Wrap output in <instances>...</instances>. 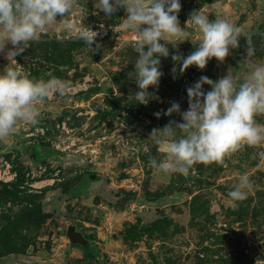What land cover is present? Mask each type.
I'll list each match as a JSON object with an SVG mask.
<instances>
[{"label":"rangeland","instance_id":"374dc122","mask_svg":"<svg viewBox=\"0 0 264 264\" xmlns=\"http://www.w3.org/2000/svg\"><path fill=\"white\" fill-rule=\"evenodd\" d=\"M201 1L180 0L181 9H191L180 26L201 10L210 20L239 26V47L223 62L213 58L205 69L190 66L174 78L171 56L192 53L200 34L189 26L185 41L168 38L172 44H166L169 56L160 64L163 75L149 88L146 105L128 100L139 89L129 76L137 54L133 34L123 25L125 13L119 9L108 17L98 10V0H77L69 15L74 27L50 25L24 45L16 61L0 53V71L9 64L33 78L56 77L71 85L64 96L37 102V123L19 121L0 139V264L264 260V160L258 156L264 145L244 146L223 163L196 164L186 175L156 173L149 165V157L163 159L149 134L169 120L182 122L178 114L163 112L172 102L186 111L188 87L201 76L215 81L229 69L239 82L264 64V0ZM89 26L99 33L98 49L96 44L70 49L63 43L83 42L78 31ZM246 38L254 48L251 57ZM255 120L264 125V114ZM243 174L251 186L247 199L234 205L227 193ZM69 225L88 240L86 250L70 244Z\"/></svg>","mask_w":264,"mask_h":264},{"label":"clouds","instance_id":"9594fccd","mask_svg":"<svg viewBox=\"0 0 264 264\" xmlns=\"http://www.w3.org/2000/svg\"><path fill=\"white\" fill-rule=\"evenodd\" d=\"M77 0H0V53L8 60L23 53L24 45L46 34L50 25L60 23L74 27L69 19ZM119 9L125 15L123 25L133 34L132 44L136 51L134 78L138 91L130 93L129 101L146 105L151 98L150 87L158 86L163 73L160 57L167 58L171 43L168 38L180 42L188 35L189 26L200 34L195 50L188 56L178 51L171 56L172 73H183L190 66L203 70L215 58L223 62L230 49L239 47L242 30L223 18L210 20L199 11H192L182 28L178 19L180 0H98V10L113 16ZM102 27V26H101ZM99 35L89 27H80L77 39L90 49ZM164 41L165 43H161ZM246 55H254L250 38H246ZM172 44V43H171ZM8 45H11L9 48ZM146 49V51H145ZM16 61V60H15ZM208 85L210 90L203 91ZM68 81L51 77L33 78L7 64L0 71V139L8 137L19 121L37 123L40 116L37 102L51 99L54 95L64 96L70 90ZM188 109L181 111L177 102L163 112L173 113L182 122L169 120L162 128H154L149 134L162 151L163 159L149 157V165L156 173L188 174L196 164L223 163L224 158L244 146L264 145V125L255 117L264 114V64H257L246 79L237 81L229 69L227 75L213 81L201 76L187 88ZM157 118L161 112L154 114ZM179 133V135H178ZM264 160V151L258 153ZM251 181L246 174L228 191L235 205L247 199ZM255 264H264L257 259Z\"/></svg>","mask_w":264,"mask_h":264},{"label":"water","instance_id":"95a60500","mask_svg":"<svg viewBox=\"0 0 264 264\" xmlns=\"http://www.w3.org/2000/svg\"><path fill=\"white\" fill-rule=\"evenodd\" d=\"M160 60L162 64L164 62V58L160 57ZM89 177L90 179L94 180L97 176L95 174H92ZM66 236L70 244L81 246L85 250L88 248V240L83 236L80 231L76 230V227L74 225H69L66 228Z\"/></svg>","mask_w":264,"mask_h":264},{"label":"trees","instance_id":"16d2710c","mask_svg":"<svg viewBox=\"0 0 264 264\" xmlns=\"http://www.w3.org/2000/svg\"><path fill=\"white\" fill-rule=\"evenodd\" d=\"M214 1H220V0H202L201 2H203V3H212ZM188 7L189 6H184L183 9L180 10V12L178 13V19L179 20H181L186 15V13L191 11V9H189ZM184 9H185V11H184ZM63 43L67 44L70 49L79 48L82 45H84V42H76L74 40H64Z\"/></svg>","mask_w":264,"mask_h":264},{"label":"built area","instance_id":"2783aa9c","mask_svg":"<svg viewBox=\"0 0 264 264\" xmlns=\"http://www.w3.org/2000/svg\"><path fill=\"white\" fill-rule=\"evenodd\" d=\"M4 174H6V173L4 172Z\"/></svg>","mask_w":264,"mask_h":264}]
</instances>
